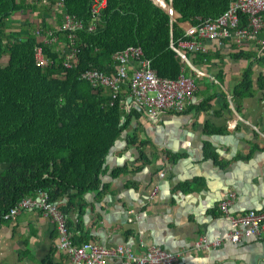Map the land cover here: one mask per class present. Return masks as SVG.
<instances>
[{
    "label": "crops",
    "instance_id": "1",
    "mask_svg": "<svg viewBox=\"0 0 264 264\" xmlns=\"http://www.w3.org/2000/svg\"><path fill=\"white\" fill-rule=\"evenodd\" d=\"M23 21L15 15L12 29ZM191 25L181 24L184 30ZM259 37L264 43V31ZM261 43H209L204 54L210 58L196 65L198 54L189 55L190 65L178 56L191 68L181 75L195 79L192 102L183 113L158 117L136 110L139 116L131 119L105 160L100 188L84 194L83 207L76 201L66 215L76 243L126 245L138 254L156 245L179 254L176 264H264V231L259 238L233 244L228 216L219 210L234 194L232 215L264 213ZM236 54L253 59H236ZM248 71L251 87L244 82ZM68 202L66 197L58 203L63 207ZM202 238L222 245L194 251ZM57 242L55 225L41 212L0 219V264H70ZM108 264L130 263L115 259Z\"/></svg>",
    "mask_w": 264,
    "mask_h": 264
},
{
    "label": "trees",
    "instance_id": "2",
    "mask_svg": "<svg viewBox=\"0 0 264 264\" xmlns=\"http://www.w3.org/2000/svg\"><path fill=\"white\" fill-rule=\"evenodd\" d=\"M44 1L0 0V217L39 191L47 192L51 202L67 197L68 204L61 207L68 216L76 201L83 207L84 194L100 188L110 150L139 113H127L110 91L84 81L83 72L112 74L113 55L135 46L142 48L159 77L177 79L190 69L173 49L186 39L181 24L216 19L230 5V0H107L98 31L78 32V65L64 68L60 55L44 46L55 63L43 70L35 61V48L42 44L36 32L52 29L57 4ZM91 1L65 0L66 13L90 24ZM163 2L181 17L173 20L160 6ZM15 15L24 19L17 30L11 22ZM38 19L40 27L32 29ZM247 24L243 19L242 25ZM195 57L194 65L210 55ZM243 57L253 59L250 54L234 55ZM249 72L244 82L251 87Z\"/></svg>",
    "mask_w": 264,
    "mask_h": 264
},
{
    "label": "built area",
    "instance_id": "3",
    "mask_svg": "<svg viewBox=\"0 0 264 264\" xmlns=\"http://www.w3.org/2000/svg\"><path fill=\"white\" fill-rule=\"evenodd\" d=\"M44 4H49L45 0ZM107 0L91 1L92 20L84 23L76 16L66 13L65 0H57L52 29L39 28L36 35L41 43L35 48L36 65L45 70L55 60L46 53L44 46L60 55V64L66 69H73L79 63L80 53L78 32L88 29L94 33L101 23V12L106 8ZM58 16L61 23L57 22ZM243 19L248 24L242 25ZM56 25V26H55ZM87 25V26H86ZM87 27V28H86ZM264 31V0H230L229 8L216 19L201 20L196 26L185 30V38L173 49L181 60L189 62V55L204 54L209 51V43L232 42L244 46L258 41ZM64 37L66 40H61ZM189 38V39H187ZM264 46V43H261ZM115 72L106 74L98 69H88L81 78L95 89L111 92L112 99L120 100V105L130 112L136 109L146 115L158 117L165 113H183L192 102L195 91V79L181 75L177 79L159 77L152 68L151 60L145 58L141 47H128L115 53L112 57ZM191 69V68H190ZM198 74H202L198 72ZM128 90V95L125 92ZM113 105V103H112ZM236 196L233 194L219 204V210L228 216L231 231L228 241L239 244L244 239L259 238L264 231V213L249 211L240 216L231 214V207ZM22 211L41 212L56 226L58 232V249L65 253L70 264H108L110 260H127L130 264H176L179 254L150 245L143 254H138L131 247L118 245L108 248L96 243L78 244L74 241L67 218L58 202H51L47 192L39 191L36 197H26L15 205L0 219L14 220ZM221 241L211 243L202 238L196 242L193 250L218 249Z\"/></svg>",
    "mask_w": 264,
    "mask_h": 264
},
{
    "label": "water",
    "instance_id": "4",
    "mask_svg": "<svg viewBox=\"0 0 264 264\" xmlns=\"http://www.w3.org/2000/svg\"><path fill=\"white\" fill-rule=\"evenodd\" d=\"M154 3L156 4V2H154ZM160 6H162L165 9V11H167L168 13H170V15L173 17V19L174 18H180V15L174 11L172 5H170V9L166 8V4L164 2Z\"/></svg>",
    "mask_w": 264,
    "mask_h": 264
},
{
    "label": "rangeland",
    "instance_id": "5",
    "mask_svg": "<svg viewBox=\"0 0 264 264\" xmlns=\"http://www.w3.org/2000/svg\"><path fill=\"white\" fill-rule=\"evenodd\" d=\"M46 17H47V15H46ZM22 23H23V22H22ZM41 23H42L41 19H38V20L36 21V24L33 25V28H32V29H34V28H39ZM21 25H22V24L20 23L19 26H14L13 29L17 30V28H18V29L21 28Z\"/></svg>",
    "mask_w": 264,
    "mask_h": 264
},
{
    "label": "bare ground",
    "instance_id": "6",
    "mask_svg": "<svg viewBox=\"0 0 264 264\" xmlns=\"http://www.w3.org/2000/svg\"><path fill=\"white\" fill-rule=\"evenodd\" d=\"M98 90V89H97ZM102 91H103V89H101ZM110 94V93H109ZM66 216V215H65ZM67 218V217H66ZM56 227V226H55ZM57 231V230H56ZM58 233V232H57ZM58 243V242H57ZM56 248H57V250L58 251H60L59 249H58V247H57V245H56Z\"/></svg>",
    "mask_w": 264,
    "mask_h": 264
}]
</instances>
